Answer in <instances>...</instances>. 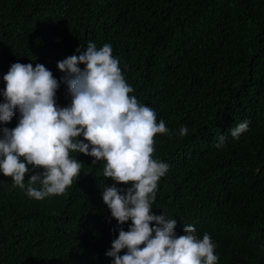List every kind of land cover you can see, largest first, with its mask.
I'll use <instances>...</instances> for the list:
<instances>
[{
	"label": "trees",
	"instance_id": "16d2710c",
	"mask_svg": "<svg viewBox=\"0 0 264 264\" xmlns=\"http://www.w3.org/2000/svg\"><path fill=\"white\" fill-rule=\"evenodd\" d=\"M89 42L111 44L129 95L170 130L154 138L153 159L169 169L153 213L177 220V235L187 225L208 233L217 264H264V0H0V103L3 76L19 62L50 70L57 106H69L57 63ZM245 120L234 139L229 130ZM71 156L83 162L79 178L42 200L0 172V264H113L106 252L131 221L119 225L103 202L114 183L105 162Z\"/></svg>",
	"mask_w": 264,
	"mask_h": 264
},
{
	"label": "clouds",
	"instance_id": "9594fccd",
	"mask_svg": "<svg viewBox=\"0 0 264 264\" xmlns=\"http://www.w3.org/2000/svg\"><path fill=\"white\" fill-rule=\"evenodd\" d=\"M112 53L111 44L98 48L89 42L79 56L57 63L67 74L71 103L66 107L57 106L59 81L44 65L10 66L3 76L0 122H10L17 110L20 118L14 128L0 129V172L30 198L42 200L64 194L79 178L83 162L71 153L93 157L92 164L102 160L103 177L114 182L104 187L103 202L119 225L131 221L127 231L119 229L106 252L113 264H217L216 245L208 233L200 239L195 227L187 225L177 235V220L153 213L158 182L169 169L167 163L153 159L154 138L170 130L163 120L157 122L153 109L129 95L134 89ZM249 123H239L230 135L239 139ZM187 134L182 125L179 135ZM81 135L83 140L78 139ZM224 140L221 135L215 146L221 147Z\"/></svg>",
	"mask_w": 264,
	"mask_h": 264
}]
</instances>
